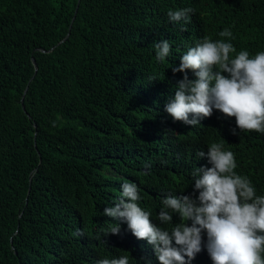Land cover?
<instances>
[{"label": "trees", "instance_id": "trees-1", "mask_svg": "<svg viewBox=\"0 0 264 264\" xmlns=\"http://www.w3.org/2000/svg\"><path fill=\"white\" fill-rule=\"evenodd\" d=\"M188 7L187 22L169 20ZM218 13L240 50L264 51V0H0V264H97L119 243L117 254L141 258L127 223L104 209L135 182L152 212L193 194L198 167H210L198 128L165 104L184 75L172 68ZM116 222L120 233L104 234Z\"/></svg>", "mask_w": 264, "mask_h": 264}, {"label": "clouds", "instance_id": "clouds-1", "mask_svg": "<svg viewBox=\"0 0 264 264\" xmlns=\"http://www.w3.org/2000/svg\"><path fill=\"white\" fill-rule=\"evenodd\" d=\"M194 11L169 10L168 17L187 22ZM224 14L210 17L215 31L189 47L172 68L184 75L165 104L174 121L198 128L196 140L203 146L198 155L206 156L210 167H198L193 194L176 191L152 212L140 206L138 185L123 183L119 202L104 214L126 222L134 235L128 239L143 253L129 259L123 250L117 254L123 248L119 243L110 253L107 247L103 253L109 256L97 264H264V51L240 50ZM170 48L167 39L156 43L157 61L169 57ZM250 153L257 155L251 166ZM167 224L173 226L162 227ZM120 231L116 222L104 234Z\"/></svg>", "mask_w": 264, "mask_h": 264}, {"label": "water", "instance_id": "water-1", "mask_svg": "<svg viewBox=\"0 0 264 264\" xmlns=\"http://www.w3.org/2000/svg\"><path fill=\"white\" fill-rule=\"evenodd\" d=\"M78 2H79V0H78ZM75 12H76V9H75ZM72 20H73V18H72ZM70 28H71V24L69 25V29H68V32H67L66 36H65L60 42L64 41V40L66 39V37L69 35V30H70ZM60 42H59V43H60ZM52 49H53V47H52L51 49H49V51L52 50ZM37 50H40L41 52H45V51H46V50L43 49V48H38ZM31 61H32L33 65H34V69H35V71H36V69H37V64H36V62H35V59L32 57V58H31ZM25 91H26V89H25ZM25 91H24V92H25ZM21 104H22V108L24 109V106H23V97H22V99H21Z\"/></svg>", "mask_w": 264, "mask_h": 264}]
</instances>
